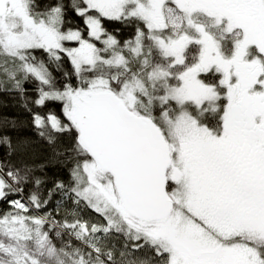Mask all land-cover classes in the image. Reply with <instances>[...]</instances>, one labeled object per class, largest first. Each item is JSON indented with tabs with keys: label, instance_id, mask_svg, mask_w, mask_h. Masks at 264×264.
Wrapping results in <instances>:
<instances>
[{
	"label": "snow or ice",
	"instance_id": "obj_1",
	"mask_svg": "<svg viewBox=\"0 0 264 264\" xmlns=\"http://www.w3.org/2000/svg\"><path fill=\"white\" fill-rule=\"evenodd\" d=\"M0 95V264H264V0H0Z\"/></svg>",
	"mask_w": 264,
	"mask_h": 264
},
{
	"label": "trees",
	"instance_id": "obj_2",
	"mask_svg": "<svg viewBox=\"0 0 264 264\" xmlns=\"http://www.w3.org/2000/svg\"><path fill=\"white\" fill-rule=\"evenodd\" d=\"M106 26L109 28L110 31H113L115 28L119 27L121 30L119 32H116V35L121 39L127 38L130 34L129 30L123 28L122 26L114 25L110 23L106 24ZM0 102H2L0 103V117L7 116L10 118H15L18 120L29 122L28 127L21 129L19 133L15 131H10L8 134L12 135L13 137H15L17 134L21 136H33V133L30 130V120H31L30 115L27 112H25L22 108H20L19 105L16 102H14L10 97L0 95ZM3 105H7V106L5 107ZM37 148L39 149V158L37 159V163H38L47 157L48 150L46 146H44L43 148L37 146ZM2 157H3V150L0 149V158ZM46 171L49 177L66 179V172L64 170L59 169L58 167H50L46 169Z\"/></svg>",
	"mask_w": 264,
	"mask_h": 264
}]
</instances>
